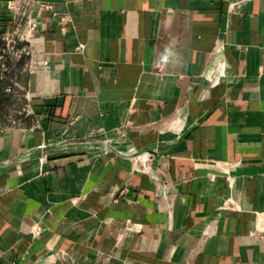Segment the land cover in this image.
Returning <instances> with one entry per match:
<instances>
[{"label":"crops","instance_id":"crops-1","mask_svg":"<svg viewBox=\"0 0 264 264\" xmlns=\"http://www.w3.org/2000/svg\"><path fill=\"white\" fill-rule=\"evenodd\" d=\"M28 16L22 91H0V264H264V0Z\"/></svg>","mask_w":264,"mask_h":264},{"label":"built area","instance_id":"built-area-1","mask_svg":"<svg viewBox=\"0 0 264 264\" xmlns=\"http://www.w3.org/2000/svg\"><path fill=\"white\" fill-rule=\"evenodd\" d=\"M34 1L36 2V0H8V9L17 26L12 29L0 30V91H17V93L22 91V86L15 79L14 65L24 60L27 61L32 54V41L37 30V23L29 16L24 20V15L27 13V9L32 7ZM40 5L53 7L46 2H41ZM30 67L26 62L24 69L28 70ZM29 113L30 111L27 112V114ZM150 160H155L153 153H147L143 169L147 170L146 162ZM226 206L231 207L228 201ZM60 253L63 254V251Z\"/></svg>","mask_w":264,"mask_h":264}]
</instances>
